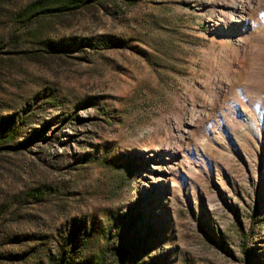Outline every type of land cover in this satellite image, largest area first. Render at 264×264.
<instances>
[{"label": "rangeland", "instance_id": "1", "mask_svg": "<svg viewBox=\"0 0 264 264\" xmlns=\"http://www.w3.org/2000/svg\"><path fill=\"white\" fill-rule=\"evenodd\" d=\"M0 0V264H264V0Z\"/></svg>", "mask_w": 264, "mask_h": 264}, {"label": "trees", "instance_id": "2", "mask_svg": "<svg viewBox=\"0 0 264 264\" xmlns=\"http://www.w3.org/2000/svg\"><path fill=\"white\" fill-rule=\"evenodd\" d=\"M82 3H86V1L85 0H80Z\"/></svg>", "mask_w": 264, "mask_h": 264}]
</instances>
